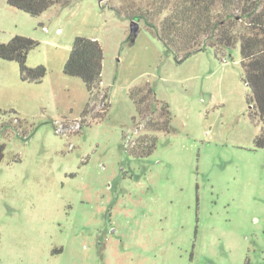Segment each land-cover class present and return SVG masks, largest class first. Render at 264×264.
<instances>
[{
  "label": "rangeland",
  "instance_id": "1",
  "mask_svg": "<svg viewBox=\"0 0 264 264\" xmlns=\"http://www.w3.org/2000/svg\"><path fill=\"white\" fill-rule=\"evenodd\" d=\"M68 1L34 16L0 0V42L32 37L26 64L46 68L22 81L0 59V107L13 110L0 116V264H264V148L253 146L261 123L248 115L239 44L226 62L207 49L177 63L144 18L127 16L146 0ZM75 36L102 48L86 107L84 83L62 71ZM143 84L168 104L170 132L146 129L160 105L135 113L128 93ZM145 133L153 152L127 153Z\"/></svg>",
  "mask_w": 264,
  "mask_h": 264
},
{
  "label": "trees",
  "instance_id": "2",
  "mask_svg": "<svg viewBox=\"0 0 264 264\" xmlns=\"http://www.w3.org/2000/svg\"><path fill=\"white\" fill-rule=\"evenodd\" d=\"M7 3L30 15L37 16L58 4L67 6L68 0H7ZM145 10L138 6L127 16L130 19L144 18L146 28L165 47L174 54L175 61L181 63L189 56L211 49L217 58L225 57L226 50L239 44L242 79L249 87L246 97L249 117L261 123V129L253 138L254 148H264V0H146ZM151 8V10L149 9ZM158 16L157 23L152 22L149 12ZM161 16V17H160ZM134 35H131V39ZM38 45L32 37L14 34L8 41L0 42V59L14 61L17 64L22 81L41 82L46 68L43 65L28 66L26 59L29 51ZM102 48L94 38L75 36L69 55L62 71L66 75L75 76L85 85L88 99L101 82ZM222 60V59H221ZM136 114L145 111L144 103L148 101L151 112L159 106L157 117L147 121V131L170 132L171 113L168 104L157 100L148 84L138 85L129 91ZM151 95L150 99L148 96ZM94 97H97L94 95ZM93 97V98H94ZM103 114L108 113L109 100L106 92L102 94ZM108 100V101H107ZM151 101L155 106H151ZM85 107L82 118L85 117ZM13 110L0 107V116ZM135 115L132 116V119ZM84 123H79L81 129ZM87 125V124H86ZM81 127V128H80ZM18 130V134L30 136L26 129ZM124 138V135H123ZM155 135L141 134L130 145H124L127 153L137 158L149 156L156 147ZM130 145V146H129ZM5 142H0V161L4 156ZM73 175V174H72ZM62 248L52 249L51 253H60Z\"/></svg>",
  "mask_w": 264,
  "mask_h": 264
},
{
  "label": "water",
  "instance_id": "3",
  "mask_svg": "<svg viewBox=\"0 0 264 264\" xmlns=\"http://www.w3.org/2000/svg\"><path fill=\"white\" fill-rule=\"evenodd\" d=\"M99 2H102L104 0H98ZM133 23L130 25V30H131V33H133V35L135 36L138 32V25H137V22L135 21H132Z\"/></svg>",
  "mask_w": 264,
  "mask_h": 264
},
{
  "label": "built area",
  "instance_id": "4",
  "mask_svg": "<svg viewBox=\"0 0 264 264\" xmlns=\"http://www.w3.org/2000/svg\"><path fill=\"white\" fill-rule=\"evenodd\" d=\"M226 61H227L226 57H223V58H222V62H226ZM78 128H79V125H78ZM56 131L59 132V130H57V129H56Z\"/></svg>",
  "mask_w": 264,
  "mask_h": 264
},
{
  "label": "crops",
  "instance_id": "5",
  "mask_svg": "<svg viewBox=\"0 0 264 264\" xmlns=\"http://www.w3.org/2000/svg\"><path fill=\"white\" fill-rule=\"evenodd\" d=\"M198 53H200V52H198ZM16 65H17V64H16ZM52 249L57 250L58 248H57V246H53V247L50 249V253H51ZM61 252H62V251H61Z\"/></svg>",
  "mask_w": 264,
  "mask_h": 264
}]
</instances>
